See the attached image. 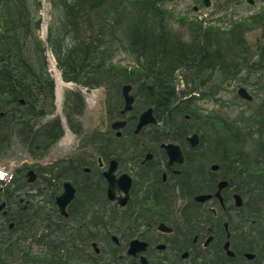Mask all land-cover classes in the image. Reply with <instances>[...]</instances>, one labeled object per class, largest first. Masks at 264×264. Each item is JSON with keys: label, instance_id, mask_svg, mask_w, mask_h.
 <instances>
[{"label": "flooded vegetation", "instance_id": "flooded-vegetation-1", "mask_svg": "<svg viewBox=\"0 0 264 264\" xmlns=\"http://www.w3.org/2000/svg\"><path fill=\"white\" fill-rule=\"evenodd\" d=\"M162 1L186 6L184 11L201 25L229 5H241V0ZM244 1L249 7L260 1L259 10L264 8V0ZM25 8L9 0L4 10L13 16ZM215 20L233 25L221 14ZM117 109L108 130L98 134L104 151H70L53 164L22 166L16 180L0 186V240H23L22 230L39 219L38 210L46 211L38 231L86 237V244L76 242L72 248L88 264H264V104L239 117L234 139L242 151H200L205 123L200 119L185 128L198 132L178 142L160 141L170 133H162L153 113L156 123L136 133L139 115L132 123L131 112H121L123 103ZM116 122H124L119 132L111 129ZM193 135L194 148L188 140ZM109 140L121 141L120 149L106 151ZM162 144L180 151H164ZM109 171L117 183L113 201L105 177ZM65 184L74 194L67 220L59 217L55 203Z\"/></svg>", "mask_w": 264, "mask_h": 264}, {"label": "trees", "instance_id": "trees-1", "mask_svg": "<svg viewBox=\"0 0 264 264\" xmlns=\"http://www.w3.org/2000/svg\"><path fill=\"white\" fill-rule=\"evenodd\" d=\"M114 2L116 5L122 3L120 0H59V5H54L62 8L65 14L63 18L67 22L66 28H69L71 33V45H63L65 46L64 52L56 49L57 52H53L62 80L88 89L102 87L108 82L113 87L110 98L120 103V86L132 85L136 98L134 112L130 115L132 123L141 111L152 108L154 116L162 125V133L172 134H169V139L160 137V141L178 142L188 132H198L197 127L185 129L186 125L182 126L180 123H177L178 128L173 130L168 128V125L174 118L176 120L179 118L184 122V116H188L190 120L194 117L193 121L197 119L195 115L197 113L196 102L207 96L206 92L209 90V84L201 81V76L204 72L208 71L209 73L212 69L210 54L214 52V49L212 51L205 49L209 43H205L204 46L196 34L199 33L202 37L209 33L221 35L222 32L216 31V34L210 29L203 31L198 28L199 25L190 22L191 33L196 32L193 38V46L168 42L165 25L162 23L164 20L163 11L157 6V0L138 1L132 5H138L141 8L137 15V25H142L144 28L137 27L132 34L133 48L131 50H133L132 55L136 63L132 67L117 66L112 61L110 50L114 44L111 37L114 29L111 14L114 13L115 15L116 13ZM8 3V0H4L3 5H1L6 8ZM3 13L6 19L3 20L0 33L1 132L12 131L14 128L30 127L31 121L52 114L54 102L53 83L46 74L45 62L42 60L39 69H36L32 59H24L23 56V52H25L22 50L23 43L21 41V38H24L23 30L19 32L15 28V24L25 22L23 19L25 17L27 22L29 15L26 16V11L23 9L15 11L14 16H9V13L5 11ZM257 16L233 24L232 28L230 27L232 29H230V33L234 32V27L242 28L248 22L254 21ZM185 20L182 18L178 22L184 25L187 22ZM118 25L116 24V26ZM37 26L38 23H35L34 28ZM22 28L24 27L22 26ZM82 33H88V35L85 36ZM66 36L68 37L69 34ZM217 44L218 42L215 43V45ZM220 62L214 65V71L217 66H220L221 69L225 67V65L221 66ZM199 63L205 64L206 69L204 71H202ZM180 72L182 74L179 75ZM178 77L182 81L181 90L177 87ZM70 103L75 105L74 114L79 115V108L82 109V101L81 98L79 99V95L75 93L66 94L65 104L69 105ZM110 115L108 119L111 121L113 117ZM66 119L69 129L78 134L80 130L74 128L70 114L67 113ZM50 131L54 135L51 138H48L49 135L44 136V134L32 138V141L40 139L38 142H41L40 145H34L35 150L41 151L40 154L32 151L30 154L32 158H42L45 151L62 137V130L58 123L51 124ZM38 220L34 219V221ZM37 227L30 225L28 229L22 230L24 234H27L23 239L25 242L28 241L26 247L22 246L21 240L18 239L9 242L0 240V254H7L6 257L9 256L7 259L13 257V260L21 261L22 264H88L86 260L78 259V254L75 253L76 250H72L73 248L70 247L69 250L62 251L61 235H67L66 244L70 245L74 242L70 234L38 231ZM78 238L81 241H75V243H87L85 236H78ZM0 261H2V257ZM0 264L7 263L0 262Z\"/></svg>", "mask_w": 264, "mask_h": 264}, {"label": "rangeland", "instance_id": "rangeland-1", "mask_svg": "<svg viewBox=\"0 0 264 264\" xmlns=\"http://www.w3.org/2000/svg\"><path fill=\"white\" fill-rule=\"evenodd\" d=\"M48 1H46L44 5L45 7H42V0L41 2H39V0H11L13 5L16 3L26 5L25 15H29L28 22H26L25 17L23 18L25 22H17L15 24L17 26H15V28H17L19 32L23 30L22 35L24 38H21L23 43L22 50L25 51L23 52V56L24 59H32L33 66L36 69H39L42 60L45 62L46 74H49V78L53 82L54 102L52 114L31 121L29 124L30 127H25L23 129L14 128L12 131L7 130L1 132L0 151H7L4 156H0V181L4 183L9 180L11 173L16 168H21L24 164H31L32 156L30 154L32 151L35 153L40 152L34 149V145L41 144V142H38L40 139L38 141H32V138L43 134L44 136H54L52 131H50L51 124L54 123L60 125L62 137L52 145V148L46 150L50 151V153L44 157V160H40L42 164H51L56 159L68 157L70 151H104V146L98 145V134L100 132H106L109 128L107 114L111 112L114 118L118 110L117 108L120 107V102H116L114 99L110 98L113 92L112 84L107 82L98 89L80 92L77 89L78 87H74V84H72L71 87L61 86L56 80L54 73L51 72V69H48V58H55L53 53L57 52L55 49L64 52L65 46L63 45H71V33L69 28H66L67 22L63 18L65 14L62 8L54 6L55 4L56 6L59 5V0ZM120 1L122 3L118 2V5L114 2L116 13L115 15L114 13L111 14L113 19L111 22L114 26L111 33L113 34L111 37L114 41V44L110 48L111 57L113 63L117 66L132 67L136 63L132 55L133 50H131L133 48L132 34L135 28H144L142 25H137V15L141 8L138 5L133 6L132 4L142 0ZM156 4L159 9L163 11L164 20L162 23L165 25L168 42H174L176 44L182 43L184 46L189 47L193 46V38L196 32L193 31V34L191 33L190 22H193L194 25L195 23L199 25L198 28H201L203 31H208L210 29L213 32H222L221 35L209 33L202 37L199 33L196 34L204 46L205 43H209L205 49L210 51L214 49V52L210 54L212 69L209 73L208 71L204 72L201 76V81L209 84V90L206 92L207 96L196 102L197 113L195 115L197 119L200 118L205 122L203 125L204 129L201 130L203 132L201 135H203L204 140L203 146H200V151H242V146L234 139L237 129L236 125L240 121L239 117L257 112L256 110L258 107L264 104V8L259 10V7H261L260 1L258 4L256 3V6L249 7L244 0H241V5L236 2L235 5H229L230 8L224 11H218V14H221L223 18H227L228 20L233 19L234 25L242 22V19L248 16V14H257V12L260 11L254 21L248 22V24L242 26V28L234 27L233 33H230L232 30L231 26L230 28L228 25L218 24L217 20H215L218 14H213V20H209L205 26L197 22L199 21L197 20V16L189 15L188 11H184L186 6H179V4L174 2L166 4L165 1L162 0H157ZM1 11H5L3 10V6ZM230 15L233 17H230ZM203 17L204 16L200 15L199 18ZM234 17L237 19H234ZM182 18L187 21L184 25L178 22ZM256 19L258 23H255ZM38 22L40 26L38 25L37 28H34V24ZM0 24L3 25V23ZM116 24L119 25L116 26ZM1 25L0 31L3 27ZM22 26L24 28H22ZM228 30L229 33H227ZM66 34H69V36L67 37ZM82 34L85 36L88 35V33ZM47 37L49 40L48 43L45 42ZM217 42L218 44L215 45ZM45 47L48 51H46ZM110 50H108V53H110ZM219 62L221 66L225 65V67L221 69L220 66H217L214 71V65L219 64ZM199 66L202 71L206 69L203 63H199ZM180 74H182V72H180L179 75ZM177 81V87L181 90V78L178 77ZM122 86L123 85H121L120 88ZM130 86L132 87V85ZM240 87L245 88L251 95L252 101H250V103H238L239 98L236 92ZM71 91L77 93L79 99L81 98L82 109L79 108V115L74 114L75 105H72V103L69 105L65 104V95L71 93ZM133 92L134 89L132 87V95L135 93ZM106 110H109V112H106ZM67 113L70 114V118L74 123V128L80 130L78 134L73 133L67 126ZM193 118L192 120L189 119V121H186V123L179 118H177V120L175 118L171 119L168 128L170 127L172 130L177 129V123H180L182 126L186 125V127H194L195 125L192 124ZM103 122L107 124L105 127H102ZM119 142L121 141L116 143L109 140L106 145V151H117L120 149L118 146ZM88 143L90 145H88ZM41 147L43 148L42 145ZM250 148L251 146L245 148V150L249 151ZM17 176L14 180H16ZM43 212L40 213V211L37 210L35 216L40 219ZM31 225L39 227L40 220H33ZM21 234L22 233H20V236ZM61 236L63 243L61 247L62 251L69 250L70 247L72 248L77 238L74 239L72 244L67 245V235ZM20 238L22 242L21 245L26 247L28 241L25 242V240H22V236ZM27 239L29 240V238ZM72 250L74 251V249ZM80 252L76 251L75 253L80 254ZM3 255V253L0 254L2 257V261L0 262L2 263L22 264L21 261L17 262L15 259L13 260V257L7 259V257H9H6L7 254Z\"/></svg>", "mask_w": 264, "mask_h": 264}, {"label": "water", "instance_id": "water-1", "mask_svg": "<svg viewBox=\"0 0 264 264\" xmlns=\"http://www.w3.org/2000/svg\"><path fill=\"white\" fill-rule=\"evenodd\" d=\"M130 90L131 87L129 85L122 87V99L124 102V108L122 113L131 112L133 109L134 98L133 96L130 95ZM237 94L241 99H244L247 102H250L252 99L251 96L244 89H239ZM123 124L124 122L114 123L111 127L112 129L116 130V129H120L123 126ZM148 124H155V119L152 117V109H148L140 115L135 132L136 133L139 132V130L142 127ZM188 140L192 148L197 146L196 135H193ZM161 148L164 149V151H180L177 146L172 144H167V145L162 144ZM111 172L112 171L105 173V177L108 180V199L112 201L114 199V193L117 183H115ZM126 188H128V185ZM73 196L74 194L72 187L69 184H65L63 193L56 199L55 203L57 207V213L59 217L64 220L67 219L66 210L69 204L71 203ZM3 208L4 205L3 204L0 205V210H2Z\"/></svg>", "mask_w": 264, "mask_h": 264}, {"label": "bare ground", "instance_id": "bare-ground-1", "mask_svg": "<svg viewBox=\"0 0 264 264\" xmlns=\"http://www.w3.org/2000/svg\"><path fill=\"white\" fill-rule=\"evenodd\" d=\"M56 79H57V81H58V83L61 85V86H63V87H69V86H67V85H64L61 81H60V79H59V75H58V73H56ZM140 113H142V112H140ZM139 113V114H140ZM185 118H186V116H184V120H185ZM138 124V123H137Z\"/></svg>", "mask_w": 264, "mask_h": 264}]
</instances>
